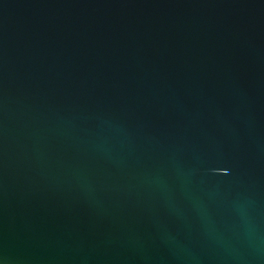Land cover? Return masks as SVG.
<instances>
[{"label":"water","instance_id":"1","mask_svg":"<svg viewBox=\"0 0 264 264\" xmlns=\"http://www.w3.org/2000/svg\"><path fill=\"white\" fill-rule=\"evenodd\" d=\"M0 264H264V0H0Z\"/></svg>","mask_w":264,"mask_h":264}]
</instances>
